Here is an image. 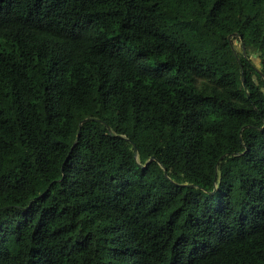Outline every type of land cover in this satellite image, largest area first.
<instances>
[{
	"label": "trees",
	"instance_id": "obj_1",
	"mask_svg": "<svg viewBox=\"0 0 264 264\" xmlns=\"http://www.w3.org/2000/svg\"><path fill=\"white\" fill-rule=\"evenodd\" d=\"M0 264H264V0H0Z\"/></svg>",
	"mask_w": 264,
	"mask_h": 264
},
{
	"label": "water",
	"instance_id": "obj_2",
	"mask_svg": "<svg viewBox=\"0 0 264 264\" xmlns=\"http://www.w3.org/2000/svg\"><path fill=\"white\" fill-rule=\"evenodd\" d=\"M87 120H85V122H86ZM78 137H79V135H78Z\"/></svg>",
	"mask_w": 264,
	"mask_h": 264
}]
</instances>
